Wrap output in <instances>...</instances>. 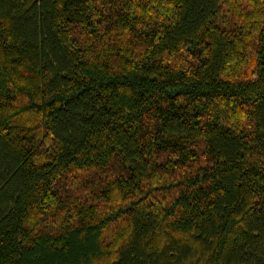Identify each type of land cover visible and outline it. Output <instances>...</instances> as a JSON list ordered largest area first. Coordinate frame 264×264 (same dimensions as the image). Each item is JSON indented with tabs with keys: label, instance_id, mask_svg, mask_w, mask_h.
<instances>
[{
	"label": "trees",
	"instance_id": "trees-1",
	"mask_svg": "<svg viewBox=\"0 0 264 264\" xmlns=\"http://www.w3.org/2000/svg\"><path fill=\"white\" fill-rule=\"evenodd\" d=\"M0 264H264V0H0Z\"/></svg>",
	"mask_w": 264,
	"mask_h": 264
}]
</instances>
